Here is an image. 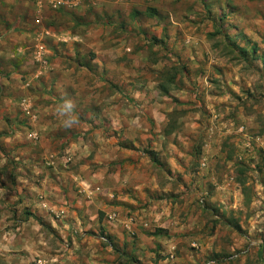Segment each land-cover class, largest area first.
I'll list each match as a JSON object with an SVG mask.
<instances>
[{"label": "rangeland", "instance_id": "1", "mask_svg": "<svg viewBox=\"0 0 264 264\" xmlns=\"http://www.w3.org/2000/svg\"><path fill=\"white\" fill-rule=\"evenodd\" d=\"M193 1L164 0L165 16L194 21L188 16ZM195 1L200 5L195 20L201 25L194 29V37L181 33V26L165 27L162 38L151 36L145 26L132 27L124 36L113 35L124 45L135 42L133 49L144 52L146 57H138L137 64L148 69L138 75L154 83L152 102L159 104L163 99L157 106L167 114L162 120L150 121L146 113L139 112L152 125V136L145 140L138 162L150 175L143 192L160 205L155 208L170 212L167 219L171 221L162 228L177 232L170 236L161 232L162 239L155 242L149 233L162 229L160 222L141 226L139 213L133 219L134 226L147 237L141 240L129 233L132 243L118 248L112 239L111 243L103 241L101 238L108 235L98 229L87 236L95 246L93 255L98 253L105 264H206L209 260L215 264H264V0ZM23 2L38 9L28 0H0V164L8 167L3 174L9 178L10 212L14 213L22 178L45 171L29 168L31 162L26 159L24 163L18 150L30 153L32 159L38 151L39 161L48 163L45 172L51 177L61 170L81 173L73 156L61 152L68 146L62 147L59 139L50 143V138L40 144L41 138L32 130L30 116L37 120L36 107L21 85L29 83L27 76L36 67L31 58L20 63L17 55L22 46L33 50V34L40 30V24L35 22L39 12ZM155 2L143 0L142 6L147 8L135 10L137 19L154 15L158 11ZM63 19V28L58 30L64 32L68 29ZM206 19L210 22L204 23ZM46 23H52L50 18ZM128 98L125 92L122 99ZM4 120L7 131L2 126L6 125ZM161 129L165 138L160 137ZM2 131L10 142L1 139L5 135ZM20 134L23 137L18 141ZM81 159L88 160L85 156ZM140 198L145 196L140 194ZM99 217L103 220L105 214ZM85 236L77 235L82 245H88L83 242ZM64 242L58 235L59 255L68 253L61 248ZM139 242L145 249L134 254ZM68 244L73 247L72 242ZM76 261L83 264L85 259ZM55 263L77 264L72 256L63 262L38 257L31 264Z\"/></svg>", "mask_w": 264, "mask_h": 264}, {"label": "crops", "instance_id": "2", "mask_svg": "<svg viewBox=\"0 0 264 264\" xmlns=\"http://www.w3.org/2000/svg\"><path fill=\"white\" fill-rule=\"evenodd\" d=\"M142 2L82 0L75 11L62 12H56L47 2H43L41 11L23 2L22 5L39 12L37 18L43 24L33 34L36 39L32 42L33 50L22 46L21 53L17 55L20 63L31 58L36 67V71L31 70L27 76L29 83L21 85L24 92L27 89L28 98L36 107L37 120L30 116L32 130L41 138L38 143L50 138V143L59 139L62 147L68 146L67 150L58 151L73 156L74 165L80 166L81 173L73 175L72 171L61 170L51 177L49 172H45L48 163L42 159L39 161L38 151L32 159L34 156L30 153L18 150V154L24 156V163L26 159L31 162L29 168L36 172L45 171L33 174L31 178L29 175L22 178L15 207L17 212L14 213L10 212L9 178L3 174L8 167L4 162L0 164V264H31L38 257L63 262L71 256L76 263L77 259H85L83 264H105L98 253L93 255L95 246L89 242L91 237L88 238V234L100 230L121 248L126 242L132 243L128 239L129 233L136 234L141 240L147 237L145 231L134 226L136 214H142L141 226V223L149 226L155 221L160 222V228H165V224L171 221L167 219L170 212L155 208L160 205L148 199L143 192L146 178L150 175L143 172L145 169L138 162L145 140L152 136V125L139 112L146 113L150 121L162 120L167 114L157 106L162 105L163 99L159 104L152 102L154 83L138 75L148 69L137 64L138 57L145 56L144 52L133 49L135 42L126 41L124 45L113 35L124 36L125 31L130 32L132 27L137 30L139 26H145L144 30L151 36L155 34L162 38L165 27L181 26V33L194 37V29L201 25V21L195 20L198 15L195 12L199 11L200 5L195 0L191 2L190 7L194 8L188 16L194 21L182 22L165 16L167 6L164 0H156L153 6L158 11L151 16L142 15L143 20L140 21L135 10H146ZM187 8L190 9L189 5ZM61 17L68 29L64 32L58 30L63 28L60 27ZM49 18L52 23L44 24ZM209 22L206 19L204 23ZM114 26L119 29L114 30ZM66 47L70 48L69 51L64 49ZM104 91L108 95L102 93ZM125 92L128 100L122 99ZM65 100L73 102L71 115L78 121L70 129L63 126L64 118L57 113V108ZM4 123L6 125L2 126H6L7 131L8 123L6 120ZM6 131H2L5 135H1V139L10 142ZM160 133V137L165 138L163 129ZM22 137L20 134L16 140ZM82 156L88 160L81 159ZM140 194L145 198L141 199ZM112 213H117L116 221L109 220ZM100 214H105V219H100ZM163 228L161 231L169 233V236L177 232L176 229ZM83 233L86 235L83 242L88 245L77 241V235ZM58 235L65 241L63 246L60 243L61 248L68 253H56ZM149 235L155 242L162 239L161 235ZM68 241L73 243V247L69 248ZM136 248L138 250L134 254L145 249V245L139 242ZM174 249H171L172 253Z\"/></svg>", "mask_w": 264, "mask_h": 264}, {"label": "built area", "instance_id": "3", "mask_svg": "<svg viewBox=\"0 0 264 264\" xmlns=\"http://www.w3.org/2000/svg\"><path fill=\"white\" fill-rule=\"evenodd\" d=\"M34 5L37 4L38 9L41 11L43 2H47L49 6L54 10H64V11H75L81 4L82 0H28ZM37 24H41V19L37 18L35 21ZM118 219L117 213H112L109 215V220L116 221ZM103 241L109 242L104 236L101 238ZM238 255H233L232 258H237ZM206 264H215V261L210 260Z\"/></svg>", "mask_w": 264, "mask_h": 264}, {"label": "clouds", "instance_id": "4", "mask_svg": "<svg viewBox=\"0 0 264 264\" xmlns=\"http://www.w3.org/2000/svg\"><path fill=\"white\" fill-rule=\"evenodd\" d=\"M74 109V104L70 100H65L64 103L57 108V113L60 117H63V126L66 129L72 128L78 123V121L71 115Z\"/></svg>", "mask_w": 264, "mask_h": 264}, {"label": "trees", "instance_id": "5", "mask_svg": "<svg viewBox=\"0 0 264 264\" xmlns=\"http://www.w3.org/2000/svg\"><path fill=\"white\" fill-rule=\"evenodd\" d=\"M162 231H161V229H158V230H156L155 232H153L152 233V235H155V236H158V235H161L162 233H161ZM107 238V240L109 241V243H111L110 241H111V238L108 236V237H106Z\"/></svg>", "mask_w": 264, "mask_h": 264}]
</instances>
